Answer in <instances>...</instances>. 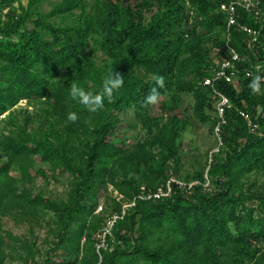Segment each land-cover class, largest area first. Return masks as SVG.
<instances>
[{
  "label": "trees",
  "instance_id": "obj_1",
  "mask_svg": "<svg viewBox=\"0 0 264 264\" xmlns=\"http://www.w3.org/2000/svg\"><path fill=\"white\" fill-rule=\"evenodd\" d=\"M45 1L0 0V264H264V0H253L261 19L236 5L230 27L221 5L231 0H50L49 11ZM243 25L258 31L253 46ZM217 27L227 37L210 48ZM226 39L244 60L234 82L214 88L233 105L218 150L187 166L184 95L193 94L195 116L216 132L217 100L203 81L215 47L219 57L230 55ZM112 71L124 84L101 112L71 98L73 84L102 92ZM153 87L159 96L147 103ZM69 112L78 114L75 123ZM137 127L144 133L134 142L120 137ZM66 176L65 197L46 193ZM172 177L185 185L172 182L169 196H155ZM39 179L45 184L33 191ZM4 219L25 225L28 236ZM45 228L49 247L38 259L37 232Z\"/></svg>",
  "mask_w": 264,
  "mask_h": 264
},
{
  "label": "rangeland",
  "instance_id": "obj_2",
  "mask_svg": "<svg viewBox=\"0 0 264 264\" xmlns=\"http://www.w3.org/2000/svg\"><path fill=\"white\" fill-rule=\"evenodd\" d=\"M24 5H27L28 0H23ZM19 8V4L16 3L14 9ZM43 8L45 11H49L52 8V4L50 0H47L43 4ZM8 9L5 10L7 12ZM209 36V35H208ZM217 37L226 38V33L221 30L219 27L215 29L212 36H209L208 46L211 48L215 43V39ZM218 49V48H214ZM213 49V52H214ZM194 103L195 98L192 93L184 95L183 107L187 109L190 117H191V126L189 130L185 132L184 141L182 151L184 154V160L187 162V166L196 167L198 164V160L205 162L207 160L209 150L216 151L218 150V146L220 142V136L216 132H212L211 126L208 123H202L199 118H197L194 114ZM21 106L25 107V101L21 104ZM133 113L130 114L129 118H133ZM5 125L2 123V126ZM143 131L140 127L137 128H127L121 132L120 137L129 138L130 142H134L136 139L143 136ZM198 157V159L196 158ZM61 182H57L55 180H51V183L47 186H44V189L47 190L46 193L52 197H65L68 190V182L70 178L68 176L63 177ZM42 179H39L35 185L36 188H33V191H38L39 188H43ZM43 190V189H42ZM115 196L118 194L115 192ZM50 218V215L47 216ZM5 228L13 230L16 234L21 235L22 237L28 236V229L25 225H16L14 220L4 219ZM38 235L36 241L38 246L40 247V252L38 254V259H45L47 255L48 245L44 243L46 228L42 230H38ZM8 264H23L22 262H9Z\"/></svg>",
  "mask_w": 264,
  "mask_h": 264
},
{
  "label": "built area",
  "instance_id": "obj_3",
  "mask_svg": "<svg viewBox=\"0 0 264 264\" xmlns=\"http://www.w3.org/2000/svg\"><path fill=\"white\" fill-rule=\"evenodd\" d=\"M188 2L189 5V0H186ZM255 1L253 0H231L229 3H222L221 5V9L225 12H227L228 14V27L235 25L237 23L236 20V5H244L246 8H249L253 10V12L256 14V17L258 19H261L262 14L260 16V9L258 8V4L254 3ZM189 13L191 16H193L194 11L193 9H189ZM245 31L249 32L250 34H252V42L249 43V45L253 46L255 44V40L257 39L258 36V31L257 30H252L251 28L243 25L241 26ZM229 36V34H228ZM228 47H230V45L228 44ZM231 48V47H230ZM244 58L240 56V54L234 50L231 49V55L230 57H223L220 60H217L215 62V64L211 67V77H207L204 79L203 81V85L205 86H212L213 91H214V99L217 100L216 102V108L218 110V115L220 116L221 120L219 122V125L216 127V133L219 135L220 131H221V124L225 123L226 120L224 118V113L228 108H232V103L230 101V99L228 98V96H226L224 93L218 91L216 88H214V83L217 80L220 79H224L227 82H233L234 79L236 78V76L239 73V63L241 61H243ZM256 71H262V64H258L256 66ZM253 70H247V75L248 76H254L255 72ZM258 71V72H259ZM259 77L261 76V74L259 73L258 75ZM242 115L246 118V120L248 121L249 127L251 132H256L261 134V131L258 129V123H256L253 120V116L251 113L247 112V111H241ZM221 140V138H220ZM172 182H176L179 183L181 185H185V182L172 177L170 178V180L168 181L167 184V189H163L161 188L157 193H155L154 195L159 197V196H169L171 194V186H172ZM197 182H193L190 184V186H192L193 184H195ZM207 186L210 185V182H208L206 184ZM143 191L145 190V186L142 187ZM140 197L143 199L146 198H151L152 194H148L146 195L144 192H142L140 194ZM136 202L134 201L132 204H125V209L127 207H129L130 205H135ZM102 210V206L99 207L98 211ZM125 213V212H124ZM121 216L118 214H115L110 220H108L107 226L104 228V231L99 235V238L102 240L101 244L99 245V247H105L106 246V241H105V237L107 236V234L112 232V226L114 225L115 221L117 219H119ZM38 264H44L39 262Z\"/></svg>",
  "mask_w": 264,
  "mask_h": 264
},
{
  "label": "clouds",
  "instance_id": "obj_4",
  "mask_svg": "<svg viewBox=\"0 0 264 264\" xmlns=\"http://www.w3.org/2000/svg\"><path fill=\"white\" fill-rule=\"evenodd\" d=\"M195 15L196 13L193 14V16H190V18H193ZM227 18H228V15H227ZM226 42H227V47H228V44L230 45V40L226 39ZM230 47H228V50L231 55V49H234V48L233 47L230 48ZM215 48H218V47H215ZM217 51H218L217 49H214L212 66L215 64L217 60H220L223 58V57H219V54L217 53ZM230 55L224 56V57H230ZM156 83L159 86V88L165 87V80L163 77H158ZM123 84H124V80L121 74L117 71H112L108 74V76L104 80L102 92H99V93L90 92V91L85 90L83 87L77 84H73L70 90V96L74 100L78 101V103L84 105L90 113L97 114L104 109L106 98L111 99L113 94L116 91H118L123 86ZM250 87L252 88L253 92L258 91L260 87L259 78L254 80L250 84ZM158 96H159L158 88L153 87L151 94L146 98V102L156 103ZM67 119L75 123L79 119V116L76 112H69L67 115Z\"/></svg>",
  "mask_w": 264,
  "mask_h": 264
}]
</instances>
